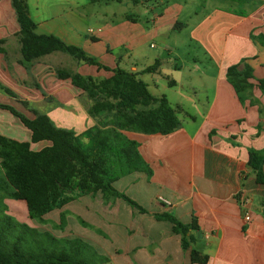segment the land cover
Wrapping results in <instances>:
<instances>
[{
  "label": "crops",
  "instance_id": "1",
  "mask_svg": "<svg viewBox=\"0 0 264 264\" xmlns=\"http://www.w3.org/2000/svg\"><path fill=\"white\" fill-rule=\"evenodd\" d=\"M218 1L222 3L213 7L203 2L193 17H187L185 14L192 7L187 1L170 5L167 0H153V10L165 3L168 6L162 14H155L153 29L146 30L136 16V22H132L126 14L118 17L110 12L98 21L97 29L86 28L77 18L78 0H28L38 35H54L68 45L83 48L104 66L115 69L120 65L140 73L159 61L161 66L153 73L152 95L166 97L181 122L180 128L168 136L126 133L140 144L139 152L152 167L153 175L148 180L145 173H134L117 181L114 187L129 186L125 191L117 189L124 194L141 187L137 197L145 185L153 187V204L147 209L150 215L140 214L120 199L106 204L101 194L89 195L98 202L73 201L58 211L69 212L101 231L107 230L115 238L125 237V245L114 251L111 264H192V250L208 255V264H264V180L258 183L248 167L249 151L264 150V92L252 81L254 89L243 104L226 77L232 66H238L240 71L250 66L254 78L264 80V46L252 39L264 35V0ZM96 2L91 0V4ZM228 5L246 10L234 11ZM19 33L12 1L0 0V41L5 42V53L0 54V84L22 101L43 105L44 114L59 128L81 134L93 127L96 122L91 117L89 122L84 120V129L77 120L78 110L87 113L89 109L90 103L86 102V109L81 103L85 93L70 80L56 76V64L66 70L68 59L56 52L26 68L20 63ZM183 33H187L184 45L199 49L205 62L195 57L190 68L177 62L173 68L178 73L177 80L163 74L166 64L159 56L153 55L146 66H140L144 45ZM150 47L155 48V44ZM173 50L167 47L169 58L174 57ZM73 66L70 71L83 76L108 78L106 74H112L77 61ZM159 75L174 90V99L159 94L160 82L154 79ZM0 95L7 97H0L1 104L11 105V97L1 90ZM64 121L71 127L64 125ZM6 127L0 128L1 136L30 141L29 131L28 139L18 140L7 134ZM159 198L168 200L171 206L164 205ZM242 201L248 202L249 222L245 220ZM6 202L17 204L13 200ZM13 208L12 215L21 218L22 214L30 222L27 212L18 213ZM166 212L186 225L196 220L197 231L192 232L195 243L188 251L183 250L181 236L174 233L171 223L159 222L151 215ZM50 216L44 219L50 220ZM65 231L68 232V226Z\"/></svg>",
  "mask_w": 264,
  "mask_h": 264
},
{
  "label": "trees",
  "instance_id": "2",
  "mask_svg": "<svg viewBox=\"0 0 264 264\" xmlns=\"http://www.w3.org/2000/svg\"><path fill=\"white\" fill-rule=\"evenodd\" d=\"M20 27L21 64L29 68L33 62L56 52L67 54L77 62L96 67L109 78L98 79L83 76L70 70L58 69L59 80H70L72 85L85 93L90 101L88 115L96 124L81 134L57 127L46 114L35 111L30 119L11 105L1 104L0 110L10 113L30 132L29 142H20L0 135V264H89L79 257L85 249H91L80 239L57 240L49 233H40L16 220L3 202L5 199L23 202L31 221L46 224L45 216L61 210L81 196L101 194L104 202L120 199L140 214L150 212L119 192L114 184L134 173H145L149 178L153 171L139 152L140 144L126 133L168 136L181 126L177 111L166 97L156 98L141 75L155 73L161 63L156 61L140 73H133L117 65L111 69L88 55L83 48L68 45L54 35H38L37 24L31 18L28 0H11ZM97 1V0H96ZM122 3L124 0H104ZM138 6L148 0H130ZM127 20L136 22L134 16ZM264 46V35L252 38ZM0 41V54H4ZM226 77L245 104L247 94L254 89L252 81L264 92V80H256L250 66L243 71L238 66L227 70ZM0 90L21 101L15 94L0 84ZM246 94V95H245ZM46 144L42 149L34 146ZM248 167L258 183L264 180V150H250ZM159 222L173 225L175 234L181 236V245L188 251L195 243L192 232L197 231L196 220L190 225L180 222L172 213L151 214ZM79 222L86 228L84 221ZM59 230L66 226V212L60 215ZM48 242H62L66 250L50 249ZM192 264H208L209 256L197 250L190 252ZM108 259L99 263L107 264Z\"/></svg>",
  "mask_w": 264,
  "mask_h": 264
},
{
  "label": "rangeland",
  "instance_id": "3",
  "mask_svg": "<svg viewBox=\"0 0 264 264\" xmlns=\"http://www.w3.org/2000/svg\"><path fill=\"white\" fill-rule=\"evenodd\" d=\"M47 3H52L53 1L58 2V0H46ZM170 2V5L174 3L175 1H181L185 2L187 1L191 8H188L187 13L185 16L188 17L192 15L193 17V12L197 9L202 7V3L206 2L209 6L213 7L216 6L222 2L218 0H196L195 2H191L190 0H167ZM80 3L78 9H77V18L86 26V28H91V29H97L96 25L98 21H103L101 20L103 16L105 15V12H110V13H115L118 17L122 15H132L136 16L137 19L139 20V23L146 29V30H152L153 29V18L155 14H162L163 11L165 10V7L168 5L165 3L164 5L160 7H156L155 10H153V0H148L144 5L141 6H134L130 0H124L122 3L116 2V1H111L109 4H107L106 1L104 0H97V2L94 4H91V0H78ZM256 4L254 1L252 3V6H255ZM251 5V4H250ZM231 10L234 11H241V10H246V7H239V6H231L228 5L226 6ZM110 17H112L110 15ZM94 31V30H93ZM183 41H187V33H183L182 35H172L170 39H156V40H151L148 44L144 45L142 48V52L144 55V59L141 60L140 66L144 67L149 63L148 61L150 59H153V55L159 56L162 60L165 61V67L163 70V74L170 76L171 79L177 80L178 78V73H175V70L173 69L178 62L179 65H184L187 68L192 67L193 64V59L195 57H199L202 61L205 62V58L203 53L195 48L194 46H186L184 45ZM151 44H155V48H151ZM173 47V53L174 57L169 58V54L167 52V47ZM62 56H65L69 63H66V70L72 69L74 67V62L76 60L72 58L71 56L67 54H62ZM57 63V62H56ZM56 67L58 69L61 68L60 63L58 65L56 64ZM207 68V67H206ZM208 70H213L211 68H207ZM106 76L111 77L112 74H106ZM106 78V77H105ZM104 79L102 77L98 78ZM154 79L158 82H160V89H159V94H167L173 98V92L174 90L170 89L167 86L166 81L163 79V76H155ZM143 80L150 86V92L153 94V74L149 75H144ZM246 95V94H245ZM0 97H5L3 95H0ZM7 98V97H5ZM87 97L80 98L81 103L83 104L84 109H86V102L90 103V101H87ZM174 99V98H173ZM0 101L1 98H0ZM22 101V100H21ZM3 103V102H1ZM11 105L15 107L19 112L23 113L30 119L35 118V111L44 114V110L42 109L43 105H31L29 103V107L23 106L18 100L12 98ZM90 106V105H89ZM76 113V112H75ZM78 117L77 120L81 121V123L84 125H81L80 128L84 129L87 124L84 123V120L87 122L90 121V116L87 115L85 111L82 112V110H78ZM0 128H4V126L7 125L6 129L7 134L10 136H13L14 138L18 140H26L29 137V132L24 128V126L21 124V122L12 116L8 112H1L0 113ZM13 122V123H12ZM76 120L74 121V123ZM64 125H67L71 127L69 122L64 121ZM75 126V125H74ZM80 128L75 127L76 130H79ZM46 144H41V145H36L34 146L35 150H40L42 149ZM1 162V160H0ZM152 169V167L150 166ZM153 171V169H152ZM123 180V179H122ZM149 180V177H148ZM122 185L116 184L115 188L118 190H123L125 191L129 186H124L121 188ZM139 188L141 187H134L131 192L126 193V195L131 198L133 201L137 202L140 204L142 207L145 209H150L151 205L153 204V187H148L144 186V189H142V193L139 192V196L137 197V190L139 191ZM125 193V192H123ZM88 196V197H86ZM9 201V199H5L3 202L6 204L8 207V210L10 211L13 208V210H16L18 213L22 211L27 212L26 205L23 202H17L19 204V208L16 203L14 202H6ZM11 201V200H10ZM75 201H80V202H98L96 199L94 200L92 197L89 195H84L76 199ZM73 206V205H72ZM8 211V212H9ZM59 210L53 211L50 215L54 214V216H50V220H46V224H41L36 221H31L30 222L24 218V216L21 214V218H17L16 216H12L18 220L21 223H25L29 225L30 227L38 229V232L40 233H49L51 236L55 237L57 240L60 239H80L84 241L86 244L90 246L91 249H85L82 255L79 257V259L89 263H99L100 259H108L111 264V259L114 257V251L116 249H120L125 245V240L126 238H115L112 234H109L107 230L101 231L100 229L96 228L95 226H92L89 224L90 227L86 228L84 227L78 220L76 216L73 214L66 212V226H68V232H66V228L64 230H59L58 228L55 227V225L60 224V213L58 212ZM57 216V217H56ZM52 217V218H51ZM22 219V220H21ZM27 221V222H25ZM55 221H58L59 223L56 224ZM121 232V231H120ZM124 232V230H122ZM121 232V233H122ZM108 233V234H107ZM62 235H70V237H65V238H58L56 235L61 236ZM43 243L45 246L49 247L50 249H59V250H66L62 246V242L59 241L58 243L54 242H48L45 239H43ZM113 264V263H112Z\"/></svg>",
  "mask_w": 264,
  "mask_h": 264
},
{
  "label": "built area",
  "instance_id": "4",
  "mask_svg": "<svg viewBox=\"0 0 264 264\" xmlns=\"http://www.w3.org/2000/svg\"><path fill=\"white\" fill-rule=\"evenodd\" d=\"M90 32L93 33L94 31L91 30ZM159 201L161 203H163L164 205H166V206H171V203L168 200L164 199V198H159ZM247 205H248L247 201H242L241 202V206H242V209H243V212H244V215H245V220L247 222H249V221H251V218H250V215L247 212Z\"/></svg>",
  "mask_w": 264,
  "mask_h": 264
}]
</instances>
